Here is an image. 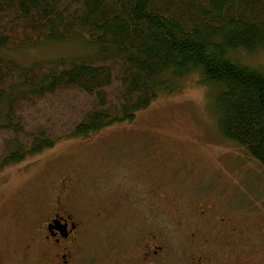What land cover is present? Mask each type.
<instances>
[{
    "label": "trees",
    "instance_id": "16d2710c",
    "mask_svg": "<svg viewBox=\"0 0 264 264\" xmlns=\"http://www.w3.org/2000/svg\"><path fill=\"white\" fill-rule=\"evenodd\" d=\"M77 39L90 53L4 56ZM262 50L264 0H0V169L131 122L196 71L215 87L218 131L264 168V63L243 58Z\"/></svg>",
    "mask_w": 264,
    "mask_h": 264
},
{
    "label": "rangeland",
    "instance_id": "374dc122",
    "mask_svg": "<svg viewBox=\"0 0 264 264\" xmlns=\"http://www.w3.org/2000/svg\"><path fill=\"white\" fill-rule=\"evenodd\" d=\"M90 51L77 39L4 56L29 66ZM243 58L262 64L264 50ZM214 91L196 71L161 92L133 121L65 138L0 169V264H41L34 231L69 173L77 189L64 208L75 207L83 221L74 264H145L140 259L149 246L166 243L168 264H187L191 229L178 222L186 208L191 224L189 205L204 203L217 207L247 239L230 253L222 247L221 264L235 254L244 264H264V168L218 131Z\"/></svg>",
    "mask_w": 264,
    "mask_h": 264
},
{
    "label": "flooded vegetation",
    "instance_id": "af4514ba",
    "mask_svg": "<svg viewBox=\"0 0 264 264\" xmlns=\"http://www.w3.org/2000/svg\"><path fill=\"white\" fill-rule=\"evenodd\" d=\"M76 185L77 180L72 173L61 177L59 185L61 189L56 192L55 196H51L54 201H50L51 207L47 211L48 215L42 226H37L34 231L35 236L32 241L33 244L39 245L35 253L38 256V261L42 259L41 264H74L77 259L80 260L77 256L78 248L76 246L83 230V221L75 214V207L64 208V205L68 207V200L77 189ZM189 206V211L194 214L191 224L184 217L186 208L178 222V224H183L191 229L189 242L185 244L187 264H221L222 257L218 252L222 247L227 253H230L233 248L241 244L237 247L239 250L247 240L237 225L229 226L232 223L227 217L209 214L211 209L208 205L191 204ZM149 247L150 250L144 252L140 263L142 261L145 264L169 263L172 256L167 243ZM238 256L235 254V257L227 264H244L245 261L242 258H237ZM223 264H225L224 261Z\"/></svg>",
    "mask_w": 264,
    "mask_h": 264
}]
</instances>
